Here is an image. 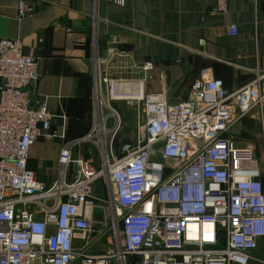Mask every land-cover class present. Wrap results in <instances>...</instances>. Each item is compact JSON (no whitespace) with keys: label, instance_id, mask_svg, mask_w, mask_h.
<instances>
[{"label":"built area","instance_id":"built-area-1","mask_svg":"<svg viewBox=\"0 0 264 264\" xmlns=\"http://www.w3.org/2000/svg\"><path fill=\"white\" fill-rule=\"evenodd\" d=\"M35 11L20 2L21 18ZM95 30L91 129L63 143L51 185L28 167L37 141L63 139L47 103L31 99L39 58L20 38L0 40V264H247L264 238V154L227 133L255 111L264 145V77L232 93L198 79L172 104L146 92V78L123 75L147 76L152 62L128 65L113 41L103 56ZM120 103L142 113L131 142L116 141Z\"/></svg>","mask_w":264,"mask_h":264},{"label":"crops","instance_id":"crops-1","mask_svg":"<svg viewBox=\"0 0 264 264\" xmlns=\"http://www.w3.org/2000/svg\"><path fill=\"white\" fill-rule=\"evenodd\" d=\"M21 1L0 0V40L20 38L25 53L39 58L41 77L31 99L47 103L57 116L53 129L63 136L39 140L30 149L28 167L47 185L59 179L63 143L91 129L95 14L102 55L113 41L128 65L152 62L147 76L137 69L123 75L146 78L145 91L165 92L172 104L187 99L198 79L221 80L232 93L264 77V0L257 6L228 0L226 12L218 10V0H125L123 6L114 0H29L36 11L24 18ZM233 24L239 27L237 36L228 33ZM3 85L0 77V89ZM255 114L241 117L227 136L241 147L254 146L260 156L264 145ZM249 254L247 264H264V238Z\"/></svg>","mask_w":264,"mask_h":264},{"label":"rangeland","instance_id":"rangeland-1","mask_svg":"<svg viewBox=\"0 0 264 264\" xmlns=\"http://www.w3.org/2000/svg\"><path fill=\"white\" fill-rule=\"evenodd\" d=\"M139 108V105H137L136 103L133 105H129L128 103H120L117 105V110L119 111L123 122L121 132L116 140L117 142H131L137 137L139 131L138 118L142 115L141 110H139ZM260 156L263 157V154ZM260 156L258 155L259 158ZM261 160L262 167L264 169V157Z\"/></svg>","mask_w":264,"mask_h":264},{"label":"water","instance_id":"water-1","mask_svg":"<svg viewBox=\"0 0 264 264\" xmlns=\"http://www.w3.org/2000/svg\"><path fill=\"white\" fill-rule=\"evenodd\" d=\"M99 45H100V46L102 45V41H101V40L99 41ZM112 124H113V120H109V124H108V125L111 126ZM135 259H136V257L133 259V261H132L131 264L134 263Z\"/></svg>","mask_w":264,"mask_h":264},{"label":"trees","instance_id":"trees-1","mask_svg":"<svg viewBox=\"0 0 264 264\" xmlns=\"http://www.w3.org/2000/svg\"><path fill=\"white\" fill-rule=\"evenodd\" d=\"M91 98V97H90ZM91 124H92V118H91ZM85 150H86V147H85ZM86 155V154H85ZM87 156V155H86Z\"/></svg>","mask_w":264,"mask_h":264}]
</instances>
